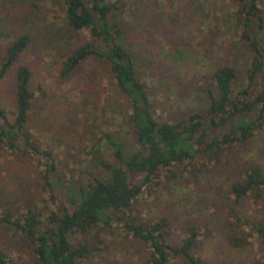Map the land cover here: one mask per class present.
Wrapping results in <instances>:
<instances>
[{
	"label": "rangeland",
	"instance_id": "1",
	"mask_svg": "<svg viewBox=\"0 0 264 264\" xmlns=\"http://www.w3.org/2000/svg\"><path fill=\"white\" fill-rule=\"evenodd\" d=\"M66 0H0V60L11 43L28 35L31 43L0 86V108L12 114L16 73L28 66L35 94L28 128L43 148L53 151L60 173L55 191L45 186L35 158L0 145V215L33 207L43 213L73 210L76 190L108 175L90 156L95 148L118 165L109 133L127 159L137 148L129 124L130 104L102 60L91 57L70 76H61L62 56L91 41L89 30L70 37L65 27ZM119 13L121 43L133 54L159 122L172 123L210 106L216 91L214 72L232 66L233 90L247 84L253 52L240 39L237 5L232 0H123ZM264 9V0H260ZM258 166L264 174V129L245 144L209 158L165 169L135 201L127 215L137 225L169 221L165 242L179 246L190 228L198 232L195 254L207 264H264V234L253 223L264 220V191L237 200L229 185ZM157 183V184H155ZM260 194V195H259ZM259 195V196H258ZM237 217L252 223L239 225ZM241 238L240 246L232 245ZM95 248L79 264H149L150 246L124 232L121 225L98 226L72 238ZM0 248L18 264H37L30 244L18 232L0 226ZM169 264H182L171 258Z\"/></svg>",
	"mask_w": 264,
	"mask_h": 264
},
{
	"label": "trees",
	"instance_id": "2",
	"mask_svg": "<svg viewBox=\"0 0 264 264\" xmlns=\"http://www.w3.org/2000/svg\"><path fill=\"white\" fill-rule=\"evenodd\" d=\"M232 1L237 5L238 24L242 28L240 39L253 52L247 84L235 93L236 69L224 66L215 70L216 91L211 92L209 108L172 123L157 120L148 87L137 75L134 56L120 41L124 29L117 18L124 7L123 0L65 1L67 34L72 37L89 30L92 40L62 56L61 76H70L91 57L102 60L130 104L129 124L137 148L126 159L120 145L106 133L104 137L120 163L106 162L93 148L91 158L108 177L94 178L76 190V196L70 200L73 210L63 207L58 213L50 212L44 220L43 213L33 207L23 213L4 209L0 226L28 240L37 264H79L95 248L83 242L74 244L73 236L98 226L111 227L114 223L150 246L149 264H169L171 258L180 259L182 264H207L195 254L198 243L195 228H190L186 239L175 247L165 242L167 219L137 225L127 211L159 179L161 171L204 158L218 161L221 153L247 143L264 129V9L260 0ZM30 43L28 35H20L8 47L0 60V86ZM32 77L28 66L17 70L14 110L9 115L0 108V145L21 157L37 159L43 167L45 186L54 192L60 180L57 157L40 146L28 128L35 97L30 90ZM229 191L237 200L251 192H262L264 174L258 166H253L241 181L229 185ZM236 221L239 225L253 222L243 217H237ZM256 222L253 228L264 234V220ZM241 243V238L232 240L235 247ZM0 264L18 263L11 261L0 248Z\"/></svg>",
	"mask_w": 264,
	"mask_h": 264
}]
</instances>
